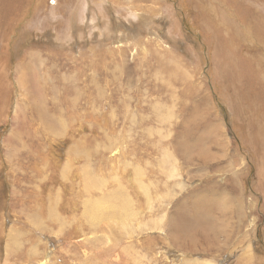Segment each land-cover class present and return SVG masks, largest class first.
Masks as SVG:
<instances>
[{"label":"rangeland","instance_id":"374dc122","mask_svg":"<svg viewBox=\"0 0 264 264\" xmlns=\"http://www.w3.org/2000/svg\"><path fill=\"white\" fill-rule=\"evenodd\" d=\"M0 264H264V0H0Z\"/></svg>","mask_w":264,"mask_h":264},{"label":"crops","instance_id":"0c3cea01","mask_svg":"<svg viewBox=\"0 0 264 264\" xmlns=\"http://www.w3.org/2000/svg\"><path fill=\"white\" fill-rule=\"evenodd\" d=\"M234 246H236V245H234ZM239 248H240V247H234V248H232L231 251H230V254H234V253H233L234 250H235V249H239ZM253 259H254L253 256H251L249 262L253 263V262L255 261V260H253Z\"/></svg>","mask_w":264,"mask_h":264}]
</instances>
